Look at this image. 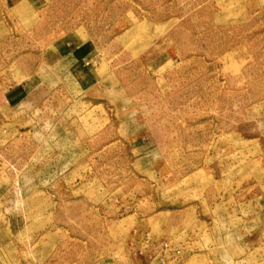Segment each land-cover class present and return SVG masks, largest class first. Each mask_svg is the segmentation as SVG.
Instances as JSON below:
<instances>
[{
    "label": "rangeland",
    "instance_id": "1",
    "mask_svg": "<svg viewBox=\"0 0 264 264\" xmlns=\"http://www.w3.org/2000/svg\"><path fill=\"white\" fill-rule=\"evenodd\" d=\"M0 264H264V0H0Z\"/></svg>",
    "mask_w": 264,
    "mask_h": 264
}]
</instances>
